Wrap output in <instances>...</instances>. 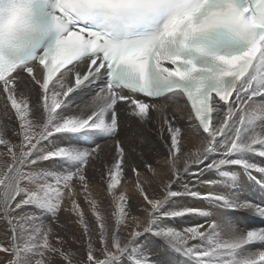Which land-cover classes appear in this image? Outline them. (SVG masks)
<instances>
[{"label": "snow or ice", "instance_id": "1", "mask_svg": "<svg viewBox=\"0 0 264 264\" xmlns=\"http://www.w3.org/2000/svg\"><path fill=\"white\" fill-rule=\"evenodd\" d=\"M97 82L90 100H78ZM257 96L264 0H0V264H152L139 243L146 234L181 264H264V201L239 191L242 176L264 189V163L253 159L264 161ZM169 106L181 115L169 117ZM131 120L155 124L166 150L155 165L119 137ZM185 129L199 138L194 149L184 147ZM98 137L111 140L109 154ZM61 211L82 229L77 237L60 226L83 243L82 256L36 223L37 212ZM229 211L259 222L241 228ZM190 217L206 219L178 225Z\"/></svg>", "mask_w": 264, "mask_h": 264}, {"label": "bare ground", "instance_id": "2", "mask_svg": "<svg viewBox=\"0 0 264 264\" xmlns=\"http://www.w3.org/2000/svg\"><path fill=\"white\" fill-rule=\"evenodd\" d=\"M96 89L97 88H92L89 90L84 89L82 92H80L78 100H81V99L90 100L91 95L94 94ZM253 99L257 103H264V96H257V97H254ZM174 113L177 116L181 115V113L177 112L174 107L169 106V108L167 109V115L169 117H172V115ZM153 117H154V120L162 119V117L156 113H153ZM181 123H183V122H181ZM185 134H186V139L184 140L185 149H194L199 144V138L189 134L187 129H185ZM119 137L125 141L126 145H128V144H133V145L140 144L142 147V150L144 152L145 160L153 163L154 165L156 164V161L158 159H160L161 154H166V150L164 149L162 142L158 138V133L156 131V126L154 123L149 124V125H141L135 120L128 121L125 123V125L119 131ZM96 142L100 143L102 145L106 155L111 152V147H112L111 140H109L107 138L102 139V138L98 137ZM74 143H77L80 146H86L84 144V142H82V141H74ZM0 150H2V146H0ZM253 159H254V162L264 163V161H262V159L259 157H254ZM42 167L59 170L61 166L58 163L53 164L52 162H47L44 165H42ZM255 175H257V178L259 179V174H255ZM88 176L90 177V179H92V184H93L92 192L94 194V197L97 200L102 201L101 213L106 217L107 214H111L112 208H111V205L109 204V201L107 199L106 192L103 191L105 186L97 184L98 176L95 173V169L90 168L88 170ZM206 178H214V177L211 174H209V176ZM199 190L201 192H207V191H216L218 189L212 188L210 186H200ZM129 191L130 192L132 191L131 187H129ZM239 191L243 197H246L252 201H255L258 203L264 201V189H262L261 186L259 184L255 183L254 181L248 180V178L246 176L241 177V184H240ZM135 199L136 198L134 197V200ZM187 202L190 204L208 209L207 201L188 200ZM79 203L84 208V211L86 214V219L88 220V222L93 220L94 217L92 216L91 212L89 211V207L85 203V201L83 199V195L80 196ZM28 211H36V210L35 209H28ZM63 212L64 211H61L60 213H63ZM37 214H39L41 216L46 215L45 213H40V212H37ZM64 214H65L64 219L67 220L68 222H71V220L75 219V217H70L69 214L66 212H64ZM228 215H229L230 219H232L233 222H235L241 228L259 222L258 220H255L252 217L251 213L229 211ZM204 219H206V218H204V217H190V218L180 220L177 223H178V225L188 226L190 224L195 223L197 220H199L200 222H203ZM58 220H60V219H58ZM58 220H56V221H58ZM44 221H45V219H44ZM63 223L65 225H68V229L70 230V232L72 234H75L77 237L82 236V235H80L81 230L78 228L79 226L77 227L75 224H72V226H71L69 223H65V222H63ZM111 223H112V220L108 219L109 226H111ZM0 225H2V224H0ZM93 227H95V226H93ZM53 228L56 230L58 229L55 227H53ZM58 230H60V228ZM57 234L59 235V233H57ZM65 235H66V233H65ZM69 242L66 245V247L73 249V252H77L81 256L84 254V247H83L82 242L79 244L78 243L70 244ZM139 243L143 247V249H144L145 253L148 255V257L151 259L152 264H160L158 262V260L156 261V257H157L156 251H158V249H160L159 252L161 253V257L163 258V261H164L163 264H181V262H183L185 260L184 257L179 256L177 253H175L171 249L167 248V246L165 245V243L162 240H160L159 238H157L151 234H146L145 236L141 237ZM259 248H260L259 245H253V246H250L249 250L250 251H256V250H259ZM4 256H5V254L0 253V258H3ZM55 264H65V262L60 260V259H57L55 261ZM124 264H127V261H125Z\"/></svg>", "mask_w": 264, "mask_h": 264}, {"label": "rangeland", "instance_id": "3", "mask_svg": "<svg viewBox=\"0 0 264 264\" xmlns=\"http://www.w3.org/2000/svg\"><path fill=\"white\" fill-rule=\"evenodd\" d=\"M63 215V216H62ZM111 214H107L106 215V217L109 219V220H111V216H110ZM37 216L39 217V219L36 221V223H46V225L49 223V224H51V226L52 227H55V228H60V230H56V229H54L55 230V232H57V233H59V235L60 236H65L66 237V239H68V242L70 243V244H74V243H72V240L69 238V237H67L66 235H65V230H63L60 226L61 225H65L63 222H65V223H69L71 226H72V223L71 222H68L67 220H65L64 219V216H65V214H64V212L63 213H59L58 214V217L57 218H55V219H52V218H50V216H49V214H46V215H44V216H41V215H39V214H37ZM42 217V218H41ZM44 219H45V221H44ZM52 219V220H51ZM58 219H60V220H58ZM64 219V220H63ZM48 220V221H47ZM56 220H58V221H56ZM63 220V221H62ZM41 221V222H40ZM44 221V222H43ZM48 222V223H47ZM54 223V224H53ZM63 223V224H62ZM89 224L92 226H96V223H95V218L93 219V220H91V221H89ZM77 226V225H76ZM92 226V227H93ZM78 227V226H77ZM80 230H81V234L80 235H82V229L80 228V227H78ZM93 228H95V227H93ZM63 230V231H62ZM3 231H4V226L3 225H0V239H2V233H3ZM63 233V234H62ZM62 234V235H61ZM82 237V236H81ZM166 247V246H165ZM69 248V247H68ZM71 249V248H70ZM72 251H73V249H71ZM160 251V249H158V251H156V255H157V257H156V261L158 260V262L160 263V264H163V258L161 257V253L159 252ZM1 254H3V253H1ZM157 262V263H158Z\"/></svg>", "mask_w": 264, "mask_h": 264}]
</instances>
